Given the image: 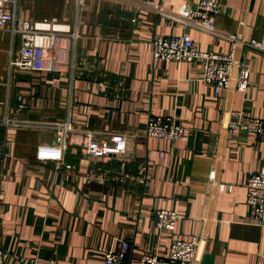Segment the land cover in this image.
<instances>
[{"label": "crops", "instance_id": "0c3cea01", "mask_svg": "<svg viewBox=\"0 0 264 264\" xmlns=\"http://www.w3.org/2000/svg\"><path fill=\"white\" fill-rule=\"evenodd\" d=\"M197 1L15 0L18 16L58 37L44 70L12 72L14 39L0 30V119L68 121L73 131L56 169L35 156L37 145L54 142L52 132L0 124L4 264H102L121 241L129 243L124 264H140L143 254L166 258L173 239L192 236L199 238L194 264H264V221L256 225L246 203L249 175L264 168V141L226 125L238 109L264 117V52L238 45L249 82L217 96L201 79L200 61L151 54L156 35L188 32L204 51H228L230 34L264 41V0H220L212 31L167 14ZM156 114L190 127L188 138L147 136ZM85 129L125 134L126 152L81 153ZM158 208L180 215L173 230L157 229Z\"/></svg>", "mask_w": 264, "mask_h": 264}, {"label": "built area", "instance_id": "2783aa9c", "mask_svg": "<svg viewBox=\"0 0 264 264\" xmlns=\"http://www.w3.org/2000/svg\"><path fill=\"white\" fill-rule=\"evenodd\" d=\"M82 2V0H79ZM15 0H0V30L8 31L14 39L15 48L9 58V67L28 71L44 70L47 49L52 50L57 30L45 29L36 22L18 16L13 9ZM12 6V7H11ZM220 7V0H198L195 7L182 4L167 14L188 26H197L205 30H214L213 14ZM58 37V36H57ZM228 51L199 50L191 35L183 32L176 35H156L152 39L151 54L156 60L200 61L202 81L211 87L214 95L233 86L238 91H244L249 82V63L235 58V49L240 44L252 46L264 52V41L251 39L245 41L230 34ZM55 44V43H54ZM52 57L49 66L52 67ZM235 69L236 73L233 74ZM23 98L17 96L16 111L25 109ZM25 127L29 129L50 131L54 135L53 143L37 145L35 156L38 160L55 161V168L62 167L65 152L68 149L69 137L73 126L68 121L37 120L8 118L0 119V124ZM229 132L245 130L253 133L264 141V117L251 115L243 110L232 111L227 121ZM147 136L164 140H186L191 128L177 122L170 115H152L144 127ZM81 153L93 157L120 156L127 150V136L122 133H109L97 137L92 130L82 132ZM162 155V152L159 153ZM246 203L251 208L252 221L262 225L264 221V168L252 172L246 183ZM180 215L170 209L158 208L154 211V223L158 230L171 231ZM199 238H175L171 241L166 258L153 253L142 255L140 264H194L197 255ZM129 243L121 241L117 249L104 251L102 264H124ZM9 253L0 247V264H4Z\"/></svg>", "mask_w": 264, "mask_h": 264}]
</instances>
